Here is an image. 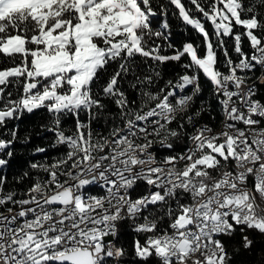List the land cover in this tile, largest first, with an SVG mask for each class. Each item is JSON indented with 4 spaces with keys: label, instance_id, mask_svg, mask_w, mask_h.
<instances>
[{
    "label": "snow or ice",
    "instance_id": "1",
    "mask_svg": "<svg viewBox=\"0 0 264 264\" xmlns=\"http://www.w3.org/2000/svg\"><path fill=\"white\" fill-rule=\"evenodd\" d=\"M0 64V264H264V0H0Z\"/></svg>",
    "mask_w": 264,
    "mask_h": 264
},
{
    "label": "trees",
    "instance_id": "2",
    "mask_svg": "<svg viewBox=\"0 0 264 264\" xmlns=\"http://www.w3.org/2000/svg\"><path fill=\"white\" fill-rule=\"evenodd\" d=\"M161 20L163 17L160 18ZM178 22L176 20H172V28L173 32L171 35V41L176 46H182V44L186 41H192L195 43H200V39L197 37V35H189L187 31H180L177 27ZM228 40V38H225ZM228 46L231 50L232 48V42L231 40H228ZM233 56L235 54L233 53ZM7 66L6 64H0V67ZM161 74L163 79L160 81V86H163V83L165 80L168 79H175V71L174 66L169 64L168 66L161 69ZM134 96V93H130ZM207 97V92L205 93V98ZM198 106V105H197ZM46 122V117L40 114L37 115H25V117L19 121L16 122L19 126V137L20 139H23L25 136L30 135L31 139L28 144H22L17 143L15 145L16 148V155L15 158L11 161V166L7 169L9 180L12 179L14 175H19L22 171H24L28 167L29 161L35 160V159H42L44 158L45 154H39L36 157H33L31 155V150L34 149L37 146L40 147H48L52 143V134L50 133H41V129L39 127L40 124H43ZM202 122H208L210 124H216V122L212 121L209 116L206 114L203 117ZM71 120H68L66 123V126H71ZM11 127V125H10ZM38 133H40L38 135ZM5 139H10V137H3ZM63 151V148H48L47 157L51 158L54 156L59 155L60 152ZM122 241L125 243L126 246H129L131 244V234L128 232L127 227L122 230ZM249 261H255L259 257L254 253L252 256L245 257Z\"/></svg>",
    "mask_w": 264,
    "mask_h": 264
}]
</instances>
